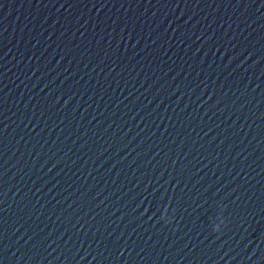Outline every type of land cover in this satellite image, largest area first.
I'll return each mask as SVG.
<instances>
[{"label": "clouds", "instance_id": "clouds-1", "mask_svg": "<svg viewBox=\"0 0 264 264\" xmlns=\"http://www.w3.org/2000/svg\"><path fill=\"white\" fill-rule=\"evenodd\" d=\"M222 222H223V221H222ZM214 230H215V231H219V230H220V226H219L218 224L215 225V226H214Z\"/></svg>", "mask_w": 264, "mask_h": 264}]
</instances>
